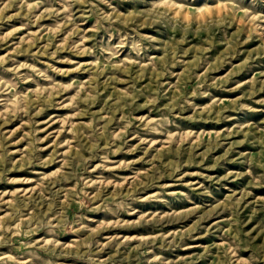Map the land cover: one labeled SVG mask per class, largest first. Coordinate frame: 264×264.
<instances>
[{
  "label": "rangeland",
  "instance_id": "rangeland-1",
  "mask_svg": "<svg viewBox=\"0 0 264 264\" xmlns=\"http://www.w3.org/2000/svg\"><path fill=\"white\" fill-rule=\"evenodd\" d=\"M0 264H264V0H0Z\"/></svg>",
  "mask_w": 264,
  "mask_h": 264
}]
</instances>
